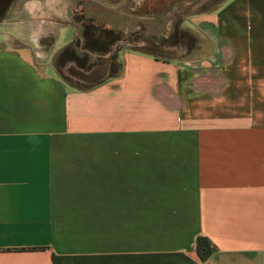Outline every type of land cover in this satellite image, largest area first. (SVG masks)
I'll list each match as a JSON object with an SVG mask.
<instances>
[{
	"label": "crops",
	"instance_id": "crops-1",
	"mask_svg": "<svg viewBox=\"0 0 264 264\" xmlns=\"http://www.w3.org/2000/svg\"><path fill=\"white\" fill-rule=\"evenodd\" d=\"M76 10L0 17V264H264V0L191 18L206 45L184 58L127 49L111 72Z\"/></svg>",
	"mask_w": 264,
	"mask_h": 264
},
{
	"label": "flooded vegetation",
	"instance_id": "flooded-vegetation-1",
	"mask_svg": "<svg viewBox=\"0 0 264 264\" xmlns=\"http://www.w3.org/2000/svg\"><path fill=\"white\" fill-rule=\"evenodd\" d=\"M13 1L14 0H0V17ZM218 1L219 0H195L194 2L186 4L184 0H75L77 10L73 15V21L76 25V39L83 42L81 45V53L83 56L95 52L108 55L107 59L98 62L96 66H103V64L107 63L108 70L111 72L114 68L113 59L119 52L130 48L148 49L152 51L155 50V48L152 46L153 44L151 41L142 37V27H137L133 32L125 33L127 36L123 37V31H118L113 27H102L96 25V23H190L191 18L204 14L205 12L203 10L209 5H214ZM87 3L99 8L98 13L96 12V14L93 13L86 17L83 5ZM163 9L167 13H171L173 16L172 20L166 19L162 21L159 19L158 14ZM115 13H118L121 18H113L116 16ZM145 16H147L146 19L144 18ZM174 26L171 30L170 37L166 39L169 40V42L176 39V45L181 48L180 54L187 53L186 50H188L189 47L186 48L185 41H183L185 45L181 47V30L179 26L177 29ZM140 40H143L144 44L137 45L136 42ZM123 41H129L132 45H123ZM156 51L168 54H173L172 52H174L164 47L158 48ZM68 72L71 73L70 69H68Z\"/></svg>",
	"mask_w": 264,
	"mask_h": 264
},
{
	"label": "rangeland",
	"instance_id": "rangeland-1",
	"mask_svg": "<svg viewBox=\"0 0 264 264\" xmlns=\"http://www.w3.org/2000/svg\"><path fill=\"white\" fill-rule=\"evenodd\" d=\"M195 0H184V2H186V4H189L191 2H194ZM228 0H219L218 2H216L214 5H209L205 10H203L205 13L208 12H212L217 10L218 8H220L225 2H227ZM83 9L86 12V17L92 15L93 13L96 14V12L98 13V9L95 6H91V4H84L83 5ZM194 12V11H193ZM115 17L113 18H117L120 19L121 17H119L118 13H115ZM159 15V19L163 20H172L173 16L171 15V13H167L166 11H164V9L162 11H160ZM98 19H100L99 17H97ZM105 18V17H104ZM145 19L147 18V16L144 17ZM103 20V19H102ZM96 25H100L102 27H106V26H114L116 30H120L123 31V37H126L127 34L125 33H130L135 31V29L137 27H142L143 28V38H146L148 41H151L152 44L158 45L160 48L164 47L166 49H170V51H174L172 52L173 54L180 56L181 58L186 57L185 54H190L192 51L195 50V45L196 44H203L206 45V40L205 38H203L201 36V34H199V32H196L195 30H190V28L188 27V23H96ZM175 25V26H174ZM173 26L177 29V27L179 26L180 28V35H181V47L185 44H183V41H185L186 43V48L189 47L187 51V53H182L181 52V48L180 46L176 45L177 41L176 39H174L173 41L169 42V40H167V37H170L171 34V30L173 28ZM175 38V37H173ZM177 38V36H176ZM129 41L124 42L123 41V45H132V43H128ZM126 43V44H125ZM137 45H142L144 44L143 40H140L138 42H136ZM134 44V43H133ZM176 45V46H175ZM128 48V47H127ZM206 48V46H205ZM204 48V50H205ZM143 50L146 52H150L152 54L155 55H159L162 56L163 54H156L151 50L148 49H140V48H130V50ZM172 49V50H171ZM184 50V49H183ZM203 50V51H204ZM208 52V51H207ZM188 56V55H187ZM104 59H98L99 62L103 61ZM66 64H63L62 66H60V69L62 71H64V77L67 80H71L68 76L69 74L66 72Z\"/></svg>",
	"mask_w": 264,
	"mask_h": 264
},
{
	"label": "trees",
	"instance_id": "trees-1",
	"mask_svg": "<svg viewBox=\"0 0 264 264\" xmlns=\"http://www.w3.org/2000/svg\"><path fill=\"white\" fill-rule=\"evenodd\" d=\"M196 253L201 261H205L211 253L209 243L204 238H198L196 241Z\"/></svg>",
	"mask_w": 264,
	"mask_h": 264
},
{
	"label": "water",
	"instance_id": "water-1",
	"mask_svg": "<svg viewBox=\"0 0 264 264\" xmlns=\"http://www.w3.org/2000/svg\"><path fill=\"white\" fill-rule=\"evenodd\" d=\"M152 46L155 48V50H153V52L156 53V54H159V52H157L156 50H158V48H160V47L158 45H155V44H153ZM160 54H164V53H160ZM74 73L78 74L82 78L90 79V83L91 84H96V83L102 81L105 78V74L104 73L103 74H99V75L97 73H95L91 77H89V76H83L82 73H79V72H76V71H74Z\"/></svg>",
	"mask_w": 264,
	"mask_h": 264
}]
</instances>
